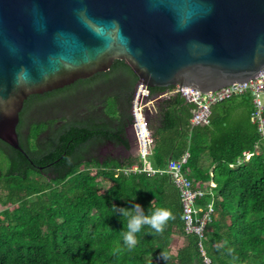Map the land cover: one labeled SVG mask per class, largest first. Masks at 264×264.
Listing matches in <instances>:
<instances>
[{
  "label": "trees",
  "instance_id": "obj_1",
  "mask_svg": "<svg viewBox=\"0 0 264 264\" xmlns=\"http://www.w3.org/2000/svg\"><path fill=\"white\" fill-rule=\"evenodd\" d=\"M137 81L124 60L114 59L106 71L25 99L16 126L22 150L0 139V264H204L197 237L184 232L170 176L124 173L123 167L142 164L137 155L100 154L106 144L131 148ZM174 86L148 88L153 96ZM192 107L178 92L156 102L148 119L149 162L163 169L188 149L193 181L212 180L218 195L207 256L213 264H264V138L250 119V94L212 104L205 125L190 124ZM244 151L252 155L243 159ZM101 179L110 184L100 186ZM137 202L146 213L167 207L174 219L163 233L145 226L129 250L122 240L126 218L112 213ZM175 235L185 243L173 252Z\"/></svg>",
  "mask_w": 264,
  "mask_h": 264
},
{
  "label": "water",
  "instance_id": "obj_2",
  "mask_svg": "<svg viewBox=\"0 0 264 264\" xmlns=\"http://www.w3.org/2000/svg\"><path fill=\"white\" fill-rule=\"evenodd\" d=\"M124 60L147 86L200 91L264 69V0H0V139L25 99Z\"/></svg>",
  "mask_w": 264,
  "mask_h": 264
},
{
  "label": "built area",
  "instance_id": "obj_3",
  "mask_svg": "<svg viewBox=\"0 0 264 264\" xmlns=\"http://www.w3.org/2000/svg\"><path fill=\"white\" fill-rule=\"evenodd\" d=\"M180 93L186 102L193 104L191 109L190 124L205 125L209 123L211 105L230 97L248 93L253 104L250 119L256 123L259 134L264 138V69L260 70L253 78L246 81H236L220 88L208 91H200L188 85L176 84L173 89L164 90L151 96L150 90L144 83H139L135 89L131 113L133 121L131 127L136 139L137 156L141 160L122 168L124 173L147 172L148 174L167 173L179 193L181 203V219L185 234L197 237V248L204 264H213L207 256L204 241L207 240V224L211 221L214 213V200L218 195L214 193L215 183L209 180L205 184L195 183L191 177V171L185 167L189 158L186 149L176 160H169L163 169L154 168L149 158L152 153L154 139L148 125V114L156 111L155 103L173 93ZM256 149L258 145H255ZM252 152L244 151L243 159H248ZM242 159V160H243ZM241 159L238 160L240 162ZM233 166V164H229ZM207 198L204 207L198 204V199Z\"/></svg>",
  "mask_w": 264,
  "mask_h": 264
},
{
  "label": "clouds",
  "instance_id": "obj_4",
  "mask_svg": "<svg viewBox=\"0 0 264 264\" xmlns=\"http://www.w3.org/2000/svg\"><path fill=\"white\" fill-rule=\"evenodd\" d=\"M119 214L121 219L126 218V230L122 232L123 244L127 249H134L140 242V237L145 231V226L156 233H163L171 219H174L173 212L167 207L150 208L146 213L140 203L131 207L115 206L112 214ZM165 257L168 253L164 252ZM151 264V259L148 261Z\"/></svg>",
  "mask_w": 264,
  "mask_h": 264
},
{
  "label": "rangeland",
  "instance_id": "obj_5",
  "mask_svg": "<svg viewBox=\"0 0 264 264\" xmlns=\"http://www.w3.org/2000/svg\"><path fill=\"white\" fill-rule=\"evenodd\" d=\"M76 96H83V95L81 93H79L78 95L76 94ZM155 105H156V103H155ZM54 112L56 113L57 110H55ZM147 114H148V119H149L150 117H152L155 114V112L153 114L152 113H147ZM133 134H134L133 128L130 126L128 128V137L130 139L132 146L129 150H125L121 146H114L112 144H106L105 146H103L100 149V154H102V155L109 154L110 156L118 157V158L126 157L129 154L136 155L138 150H137V146L134 145ZM109 184H110V182L107 179H101V181H100V186H102V187H107ZM175 238L178 239V241H174V240L172 241V246H173L172 251L173 252H176V249L185 243V241H182V237L176 236Z\"/></svg>",
  "mask_w": 264,
  "mask_h": 264
},
{
  "label": "crops",
  "instance_id": "obj_6",
  "mask_svg": "<svg viewBox=\"0 0 264 264\" xmlns=\"http://www.w3.org/2000/svg\"><path fill=\"white\" fill-rule=\"evenodd\" d=\"M206 182H202V184H205ZM177 235H175V236H173V238H172V241L174 240V241H178V239H176L175 237H176ZM182 241H185V239L182 237ZM183 245V244H182Z\"/></svg>",
  "mask_w": 264,
  "mask_h": 264
},
{
  "label": "flooded vegetation",
  "instance_id": "obj_7",
  "mask_svg": "<svg viewBox=\"0 0 264 264\" xmlns=\"http://www.w3.org/2000/svg\"><path fill=\"white\" fill-rule=\"evenodd\" d=\"M133 138H134V145L137 146V145H136V139H135L134 134H133ZM131 146H132V145H131Z\"/></svg>",
  "mask_w": 264,
  "mask_h": 264
}]
</instances>
